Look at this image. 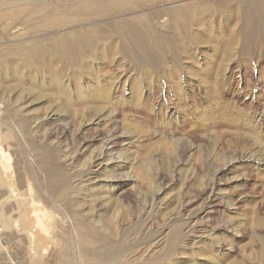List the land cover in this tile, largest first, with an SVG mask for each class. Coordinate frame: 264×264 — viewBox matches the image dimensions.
Returning a JSON list of instances; mask_svg holds the SVG:
<instances>
[{
  "label": "rangeland",
  "instance_id": "obj_1",
  "mask_svg": "<svg viewBox=\"0 0 264 264\" xmlns=\"http://www.w3.org/2000/svg\"><path fill=\"white\" fill-rule=\"evenodd\" d=\"M128 1L0 0V264H264V0Z\"/></svg>",
  "mask_w": 264,
  "mask_h": 264
},
{
  "label": "bare ground",
  "instance_id": "obj_2",
  "mask_svg": "<svg viewBox=\"0 0 264 264\" xmlns=\"http://www.w3.org/2000/svg\"><path fill=\"white\" fill-rule=\"evenodd\" d=\"M83 1V0H82ZM92 1V0H91ZM264 2V1H263ZM94 3V2H93ZM97 3V2H96ZM128 3L130 4V5H138V3L139 2H135V1H133V0H129L128 1ZM241 3H242V1L241 0H236V2L234 3V5L232 6V7H234V14L233 13H231V16H229L230 17V20H232V22H233V20H236L237 19V16H238V19H240L241 18V16H242V21H243V31H242V33H244V40L246 41L245 43L247 44L249 41H250V36H251V33H252V28H248V26H249V24H250V17H249V15L246 13V11L243 9V7L241 6ZM250 3V2H249ZM259 3V2H258ZM223 4V3H222ZM90 5V6H89ZM201 5V4H200ZM254 5H256V4H254ZM253 5V6H254ZM91 6H92V8H91ZM252 6V7H253ZM260 6V5H259ZM259 6H255L256 8H259ZM79 7V6H78ZM199 7V6H198ZM206 7V6H205ZM105 8H103V6H102V4L101 3H97V6L95 5H93L92 3H86L83 7H80V8H77L76 10L78 11V12H81V13H79L78 14V16H77V18L75 17V18H70L68 21L66 20V21H64V22H66V24H68V23H72L73 21H78V20H80V19H83V20H85V19H88V17H92V16H94V15H101V13L102 12H108L106 9L104 10ZM196 9H197V6L195 5V4H188L186 7H183V8H179V9H175V10H172L171 11V13H172V15L171 16H173L176 20H178V21H183L185 24H198V25H200V24H204V26H203V29H206V30H209L212 26H211V21L210 20H205V21H203V22H201V19L202 18H200V17H193L192 16V14L194 13V11H196ZM104 10V11H103ZM206 10V9H205ZM208 10V9H207ZM217 10V9H216ZM209 11V10H208ZM192 12V13H191ZM199 12H200V10H199ZM206 12V11H205ZM238 12H240V13H238ZM245 12V13H244ZM261 12H262V16L261 17H263L264 18V10H262L261 9ZM82 13L84 14V15H82ZM201 13V12H200ZM214 14V13H213ZM66 16V15H65ZM255 16V15H254ZM59 17V16H58ZM57 17V18H58ZM63 17V16H62ZM61 17V18H62ZM240 17V18H239ZM56 18V19H57ZM60 18V17H59ZM65 18H67V17H65ZM58 20V19H57ZM130 20H133V19H130ZM62 21V20H61ZM60 22V21H59ZM51 23V22H50ZM49 23V24H50ZM226 23V22H225ZM51 24H54V22L53 23H51ZM50 24V25H51ZM64 24V23H63ZM62 24V25H63ZM130 23H128V24H123L124 26L125 25H129ZM55 25V24H54ZM58 25V24H57ZM225 25V24H224ZM58 26H61V23L58 25ZM54 27V26H53ZM83 34V33H82ZM59 36V35H58ZM71 38H74V36H75V33L74 34H70L69 35ZM68 36V37H69ZM90 36V35H89ZM70 37H69V40H67L66 38H67V36H65V35H62V36H60V38H59V41L61 42V44L59 43V47L60 48H56V50H53V52H51L52 54L53 53H55V52H61V53H63V55H65V58L67 57V59L69 60V59H73L74 58V56L75 55H77V56H84V55H90V54H92L94 51V48H88V47H84V48H76L77 46H76V44L74 43V41H72V40H70ZM116 37V36H115ZM229 37L230 38H233V31H231V33H230V35H229ZM229 38V39H230ZM50 39V38H49ZM90 39V38H89ZM224 40V39H223ZM230 41V40H229ZM226 42H227V40H226ZM58 43V42H57ZM78 44H80L81 45V43H78ZM39 45H41V44H39ZM222 45H224V44H222ZM95 46V45H94ZM91 47H92V45H91ZM221 47V46H220ZM47 49V48H46ZM96 49V48H95ZM187 49V48H186ZM43 51V48H28L25 52H24V55L25 56H28V55H32V54H40L41 52ZM101 51V50H100ZM46 56V55H45ZM46 61H45V64H47L49 67L51 66V64L53 63V59L52 58H50V57H47L46 59H45ZM55 61V60H54ZM13 62V61H12ZM85 63V62H84ZM52 74H54V72L52 73ZM57 75V74H56ZM60 76V75H59ZM58 84V83H57ZM64 85V84H63ZM63 85H61V84H59V87H58V89H60V90H64L65 89V87L63 86ZM80 93H82V92H80ZM84 94V93H83ZM83 94H80V95H83ZM2 105V104H1ZM110 145H111V148H115L116 147V145H117V142L115 141V140H111L110 141V143H109ZM0 151H1V154L3 155L4 153H3V151H2V149H0ZM10 191L11 192H13L11 189H10ZM8 195V197H11L12 198V196H13V194L11 195V194H7ZM16 200H18L17 198H16ZM37 205V204H36ZM35 210V209H34ZM38 211V210H37ZM1 212V211H0ZM35 212V211H34ZM40 212V211H39ZM37 213V212H36ZM42 213V212H41ZM35 214V213H34ZM44 217V216H43ZM12 225H14V224H12ZM17 226V223H16V225H15V227ZM20 227V226H19ZM29 235H30V238H32L34 235H33V233H31V232H29Z\"/></svg>",
  "mask_w": 264,
  "mask_h": 264
},
{
  "label": "crops",
  "instance_id": "obj_3",
  "mask_svg": "<svg viewBox=\"0 0 264 264\" xmlns=\"http://www.w3.org/2000/svg\"><path fill=\"white\" fill-rule=\"evenodd\" d=\"M16 208L18 209L19 207L16 206ZM4 211H5V206L2 205V206H1V215H2V217L5 219V218H7V217L5 216ZM3 221H6V220H3ZM4 223H5V222H4ZM4 235H5V234H4ZM2 239H4V236H3ZM28 241H29V239H28ZM1 246H2V244H1ZM0 250H1V249H0Z\"/></svg>",
  "mask_w": 264,
  "mask_h": 264
},
{
  "label": "built area",
  "instance_id": "obj_4",
  "mask_svg": "<svg viewBox=\"0 0 264 264\" xmlns=\"http://www.w3.org/2000/svg\"><path fill=\"white\" fill-rule=\"evenodd\" d=\"M1 109H2V105L0 104V111H1Z\"/></svg>",
  "mask_w": 264,
  "mask_h": 264
}]
</instances>
